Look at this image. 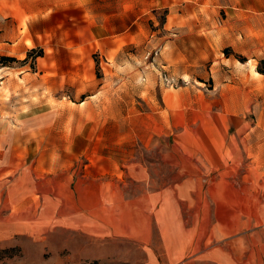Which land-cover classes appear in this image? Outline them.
Wrapping results in <instances>:
<instances>
[{"label": "rangeland", "instance_id": "rangeland-1", "mask_svg": "<svg viewBox=\"0 0 264 264\" xmlns=\"http://www.w3.org/2000/svg\"><path fill=\"white\" fill-rule=\"evenodd\" d=\"M56 9L0 16V56L15 59L0 66V167L9 163V201L16 204L22 191L33 188V199L44 204V213L9 212L0 264H143L140 244L127 239L103 246L85 228L57 223L53 207L65 190L75 196L91 174L109 184L114 207L125 199L130 207H163L164 195L149 194L189 174L182 153L195 149L181 143L187 135L193 139L191 129L221 124L225 115L250 125L264 119V77L256 75L250 97L225 100L217 89L257 71L263 47L254 43V60L244 66L200 60L209 46L213 57L240 55L222 51L219 36L201 34L203 28L235 26L215 7L179 8L186 17L168 8L135 9L124 19H95L93 35ZM206 10L207 19L199 13ZM28 51L33 53L25 60ZM167 149L178 166L163 162ZM192 161L199 164L200 156ZM60 181L67 183L62 193ZM1 192L5 196L7 189ZM199 201L191 197L193 207ZM118 250L125 260L111 256Z\"/></svg>", "mask_w": 264, "mask_h": 264}, {"label": "crops", "instance_id": "crops-1", "mask_svg": "<svg viewBox=\"0 0 264 264\" xmlns=\"http://www.w3.org/2000/svg\"><path fill=\"white\" fill-rule=\"evenodd\" d=\"M190 5L224 10L235 26L214 30L203 28L200 32L204 36H219L222 51L238 53L244 59L240 61L233 54L226 56L223 52L213 57L215 50L209 46L203 50L206 56L202 55L200 60H211L212 65L237 62L244 66L253 59L254 43H260L263 48L259 50L264 51V0H0V16H9V11L16 16L20 10L41 13L58 6L56 10L67 13V19L75 27L89 30L93 35L95 19H124L135 9L141 13L159 8H168L179 17L181 13L186 17L187 13L179 8ZM208 12L199 13L207 19ZM81 21L84 24L78 25ZM251 72L217 87L222 98L237 100L255 94L256 75L264 76L255 68ZM245 83L249 87H243ZM250 85L254 87L250 88ZM228 117L225 115L227 122L224 119L221 124L191 129L195 132L193 139L188 140L191 135H187L180 143L195 150L182 153L180 145L174 146L173 149L187 160L184 170L189 169L184 174H189L184 175L181 182L149 194L151 198L164 195L166 203L163 207H130V200L126 199L114 207L110 203L109 184L97 182L91 174L81 181L82 189L76 198L66 192L67 183L60 181L59 192L62 193L64 188L65 195L59 205L53 207L57 223L85 228L91 239L101 240L103 246L108 243L113 247L127 239L133 240L144 249L143 264H264V119L250 125L246 119L230 121ZM166 123L169 124L167 119ZM164 143L168 146V141ZM196 153L200 156L199 164L192 161ZM172 154L167 149L163 162L178 166L171 161ZM2 168L0 241L9 239V212L44 213L43 201L33 199V188H26L27 194L22 191L16 204L9 201V163ZM4 187L7 189L5 196L1 192ZM118 189L123 193L121 187ZM193 196L200 197V207H193ZM179 199L184 201L182 207ZM30 204L35 206L29 207ZM120 251L111 256L125 260L126 253Z\"/></svg>", "mask_w": 264, "mask_h": 264}, {"label": "trees", "instance_id": "trees-1", "mask_svg": "<svg viewBox=\"0 0 264 264\" xmlns=\"http://www.w3.org/2000/svg\"><path fill=\"white\" fill-rule=\"evenodd\" d=\"M32 53H33V51H28L25 60L28 59L32 55ZM38 56H42L41 52L38 53V54H36V55H34L33 58H36ZM237 59H239L240 61H243L244 60L240 56H238ZM11 61H15V59L12 58V57H8V56H0V66H7L9 64L8 62H11ZM259 64H260L261 67H259L257 69V72L260 73V74H262L264 76V70L262 68L263 65H264V60H261L259 62Z\"/></svg>", "mask_w": 264, "mask_h": 264}]
</instances>
